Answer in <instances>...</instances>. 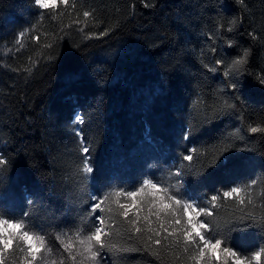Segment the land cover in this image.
Masks as SVG:
<instances>
[{
	"label": "trees",
	"instance_id": "obj_1",
	"mask_svg": "<svg viewBox=\"0 0 264 264\" xmlns=\"http://www.w3.org/2000/svg\"><path fill=\"white\" fill-rule=\"evenodd\" d=\"M244 50L247 63L225 75ZM262 78L264 0H0V218L24 216L51 235L49 264H73L55 237L87 232L93 194L146 179L181 187L183 171L186 198L213 213L200 217L209 234L252 256L264 248V131L251 132L264 129ZM232 187L245 189L243 204L223 197ZM97 215L112 218L116 245L97 264H193L182 240H149L158 223L147 208L128 217L140 233L116 211Z\"/></svg>",
	"mask_w": 264,
	"mask_h": 264
},
{
	"label": "snow or ice",
	"instance_id": "obj_2",
	"mask_svg": "<svg viewBox=\"0 0 264 264\" xmlns=\"http://www.w3.org/2000/svg\"><path fill=\"white\" fill-rule=\"evenodd\" d=\"M242 2V0H241ZM58 0H36V4L41 9L55 8ZM59 3L65 6L69 5V0H59ZM147 6V5H145ZM91 15L89 12H84V17ZM232 21V24H235ZM228 31H232L229 27ZM101 35H107L106 32ZM251 35V34H250ZM249 51L244 50L243 55L232 61L228 66V71L225 75H229L232 70L239 71L246 63ZM217 64L222 63L217 61ZM210 71H217L216 67L209 69ZM264 83V78L261 79ZM235 83L232 88L235 89ZM77 122L82 123V118L75 116ZM264 131V129L252 127L251 132L257 133ZM77 137H81L80 143L84 145L82 134L76 133ZM83 155V167L81 169L85 176L92 174L94 169L89 162L90 148L82 146L80 149ZM184 160L192 161V155H185ZM226 166L228 163L227 156H223L218 162H222ZM6 162L0 158V165ZM186 167V166H185ZM175 176L181 180V187L170 189L164 186L161 182H153L146 179L142 186L132 190L116 191L103 196L93 194L92 201H96L88 206L89 218L91 226L86 233L77 230L74 237L69 236L67 240L62 239L64 233L57 235L55 239L62 245L64 252L68 253V258L73 264H77V258L83 257L97 264V258L104 249H116V245L111 242V234L114 229L110 221L111 217L105 219L102 216H95L91 219L92 214L97 212L112 213L116 211L118 215L123 216L125 220L135 229L137 233L142 232L140 227H137L138 219L128 220L130 213L139 217L140 212L147 208L149 215H155L158 228L148 227L147 231L153 235L149 237L156 245H161V239H154L153 237L160 236V232L167 233L163 237L167 240L172 238V243L183 242V251L190 255L193 264H261L262 257H264V248L256 251L252 256L242 255L239 250L231 246H226L225 241L218 235H210L214 229L210 221L200 219L201 216H211L213 213L198 202L191 198H186V193L183 191V171H177ZM252 183H255L253 181ZM146 191H150L151 198L145 204L139 198ZM245 189L241 187H232L230 191L223 192V197H241L240 203H244L242 193ZM125 197L129 202H121L120 198ZM218 196H212L210 203L215 206ZM115 203L117 208L114 210L111 204ZM251 204V200H248ZM135 209V212H133ZM149 215H145L143 219L147 221ZM165 217L167 218L165 220ZM248 227V225H244ZM53 252L51 243V235H46L41 231L34 229L31 224L22 216L19 220L11 218H0V264H49V257ZM51 264H56L51 261ZM63 264V261L60 262ZM82 264V262H81Z\"/></svg>",
	"mask_w": 264,
	"mask_h": 264
}]
</instances>
